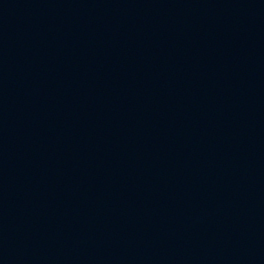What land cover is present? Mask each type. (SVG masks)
I'll return each instance as SVG.
<instances>
[{
	"label": "water",
	"instance_id": "obj_1",
	"mask_svg": "<svg viewBox=\"0 0 264 264\" xmlns=\"http://www.w3.org/2000/svg\"><path fill=\"white\" fill-rule=\"evenodd\" d=\"M0 264H264V0H0Z\"/></svg>",
	"mask_w": 264,
	"mask_h": 264
}]
</instances>
